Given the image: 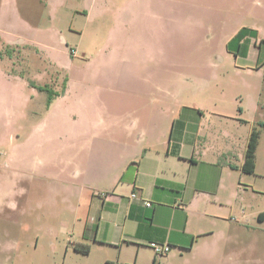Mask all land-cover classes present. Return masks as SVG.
Segmentation results:
<instances>
[{"label":"crops","instance_id":"0c3cea01","mask_svg":"<svg viewBox=\"0 0 264 264\" xmlns=\"http://www.w3.org/2000/svg\"><path fill=\"white\" fill-rule=\"evenodd\" d=\"M175 2L146 0L142 3L152 7L148 9L151 12L153 6H156L159 13L158 28L153 34L155 39L151 36L152 52H146L151 55L150 60L156 69L140 81L145 92L141 90L130 96V101L123 109L111 110L107 94H121L120 87H124V82L125 86L128 85L129 81L124 79L127 74L121 72V66L122 63L128 64L131 52L129 46H109L98 53V58H87L84 61V67L93 64L96 68L91 81L95 95L91 101L92 124L89 131L82 132L71 142L78 147L92 142L93 149L97 150L99 182L92 185L99 190L91 199L83 239H92L98 248L105 251L108 255L106 257H117L113 261L119 264L125 263L122 262L125 257H133V264H143L142 257H152L149 264H153L155 259L159 264H208L207 260L198 262L196 258L261 257L260 251L264 246V211L254 206L255 201L259 203L262 199L260 196H264V190L257 188L261 187L257 180L262 178L258 164L260 140L255 173H246L243 166L254 124L261 126L264 121L253 122L242 117L246 118V113L252 111L264 113V105L260 97L250 98L247 106L243 100V106L236 107V110L234 108L235 112L240 113L237 114L227 113L224 110L226 106L219 105L215 99L208 108H196L195 104L192 105L182 97L181 87L198 80L194 73L182 71L180 59H175V55L180 52L181 32L176 30L178 20L169 12L177 8L182 13L192 10V5L182 9L179 7L180 2L177 3L178 7ZM130 4L133 2L130 1ZM126 5L121 10L131 12ZM210 7L213 6H207V11H211ZM216 12L213 14H217L218 21L214 20V23L209 18L211 23L207 35L213 39L224 37L226 41L233 38L240 31L239 24L232 27L227 16ZM84 15L91 23L95 22L92 9H86ZM20 19L18 0H2L0 39L8 46L24 47L28 44L21 36H14L20 32ZM33 30L40 33L38 29ZM255 31L259 37L263 35L252 29L239 40L234 49L239 60L259 68L264 45L261 39L257 41L253 37L252 32ZM196 33L186 31L190 38H194ZM126 38L131 37L127 35ZM203 39L199 45L201 49L210 48L213 39L207 43ZM63 43L66 41L63 40ZM29 44L32 47L31 42ZM227 44L226 50L229 52ZM34 45L39 46L36 43ZM52 45H48L47 49L56 51V44ZM174 46L177 53H173ZM37 52L44 53L50 65L62 71L73 66L75 60L80 58L77 48L71 50L70 58L64 62L58 59L53 61L42 50L37 49ZM85 56L83 53L82 57ZM98 59L99 62L95 63ZM10 70L5 60H0V132L2 128L11 126L16 117L15 107L10 104L14 103L13 99L27 98L19 97L18 94L7 97L5 85L14 87L15 84L23 83L25 88L31 87L46 94L38 88H48L59 96L57 99L54 96L52 103L48 104L47 115L34 125L28 139L22 141L20 136L11 135L13 152H0V163L5 158V166L10 171L5 178L0 173V210L23 215L27 210H34L32 206L27 208L28 199L22 200L31 191V186L30 189L25 186L27 183L37 185L41 182L51 188L61 183L59 185L66 193L71 190L80 195L85 192V186L83 183L69 186L63 179L66 173H62L61 177L53 175L43 161L44 168L34 167L33 171L27 169L24 163L27 157L22 160V154L18 153L24 151L23 155H32L35 161L37 157L41 160L49 153L54 141L47 134L49 117L52 110L68 97L71 78H66L63 94L58 95L48 85H37L36 80L25 81ZM207 115L212 120L204 122ZM56 140L66 145L70 143L68 137ZM105 145L108 152L105 151ZM102 152L107 155L103 153L101 159ZM3 184L12 187L9 193L5 192ZM101 193H106V197H101ZM133 194L138 195V198H132ZM12 196L17 201L11 209L5 206V197ZM95 198L101 204L96 205ZM144 200L150 201L153 206L146 207ZM88 229L89 232H86ZM151 243L168 244L171 251L157 258L150 247ZM194 260L196 262L192 263Z\"/></svg>","mask_w":264,"mask_h":264},{"label":"rangeland","instance_id":"374dc122","mask_svg":"<svg viewBox=\"0 0 264 264\" xmlns=\"http://www.w3.org/2000/svg\"><path fill=\"white\" fill-rule=\"evenodd\" d=\"M130 1L133 4H130ZM145 1L18 0L21 29L14 36L15 38H18V35L21 36L28 44L24 47H12L0 39V60H5L12 74L25 81L36 80L37 85H48L50 89L58 92V95L63 94L67 77L71 78L72 82L68 97L60 103V106L52 110L49 117L47 134L52 140L54 139L49 153L41 160L37 155L36 161L32 155H23L24 151L18 153L22 154V160L25 156L27 157L24 161L27 169L33 171L34 167L43 166L44 168L43 162H46L50 173L59 177L62 173H66L63 179L68 182V185L75 186L77 183H83L85 192L82 195L71 190L66 193L65 189L59 185L61 183L52 188L41 182L37 185L25 184L28 188L31 186V191L29 197L25 196L22 200L28 199L27 208L32 206L34 210L32 212L27 210V213L23 215L0 210V264H106L107 261L117 258L106 257L108 255L105 251L98 248L92 239H83L91 199L99 190L92 185L99 182L97 174L99 157L97 150L92 147V142L78 147L73 145L71 140L82 132L89 131L92 124L91 101L95 95L94 84L91 81L96 68L93 64L84 67V61L87 58H98V53L109 46H129L130 59L128 64L122 63L121 66L123 68L121 72L127 74L124 79L129 82L127 86L124 82V87H120L121 94L116 96L107 94L111 110L123 109L125 105L127 106L130 96L145 89L140 85V81L155 71V64L150 60L151 55L146 52H152L151 36L155 39L153 34L158 28L159 13L156 6H153L152 12L148 11L152 7L142 4ZM173 1H176V7L180 2L179 7L182 9L186 5H192V10L184 13L179 8L169 12L175 15L178 20L176 30L181 32L180 52L175 55V59H180L182 71L194 73L198 80L189 86L181 87L182 97L190 101L192 105L195 104L196 108H208L213 99L218 100L219 105L227 107L224 109L228 111L227 113L235 112L236 107L239 108L244 104L247 106L249 99L254 97H260L261 104L264 105V51L259 62L260 67L257 68L239 60L234 49L238 40L252 29L263 34L255 39L257 41L261 39L264 45V0ZM1 2L2 0L0 4ZM92 2H94L93 5ZM125 4L131 12L121 10ZM209 5H212L215 10L210 7L211 11H207ZM86 9H92L95 22L91 23L84 15ZM216 11L227 16L232 27L239 24L240 31L227 41L224 37L213 39L209 34L207 35L208 26L211 23L209 18L211 17L213 22L217 20ZM213 12L216 13L213 14ZM7 18H9L8 15ZM33 29L40 30V33H35ZM190 30L197 32L193 35L194 38L187 36L186 31ZM35 35L37 36L34 37ZM127 35L131 38L127 39ZM249 36L252 37V35ZM202 37L206 43L213 39L210 48L201 49L199 45ZM63 40L66 43H63ZM30 42L32 47L28 46ZM227 42L229 52L226 50ZM35 43L39 46H35ZM53 43L56 44V51L48 50V45L52 47ZM76 48L80 52V58L65 71L56 69L57 66L52 67L44 53L37 52V49L42 50L53 61L58 59L64 62L70 58L71 50ZM174 52L177 53L176 46H174ZM83 53L86 55L85 58L82 57ZM97 62L99 59L95 63ZM15 85L14 87L5 85L7 97L11 98L18 94L19 97L27 98L26 100L13 99L14 103L8 102L15 107L16 117L11 126L2 128L0 132V152L2 153L13 152L11 135L20 136L22 141L28 139L34 125L41 122L42 118L44 119L49 108L48 94L40 93L31 87L25 88L23 83ZM235 113L240 114L238 111ZM245 117L242 118L253 122L264 121L263 112L252 111L246 113ZM211 120V116L207 115L204 122ZM253 128L261 131L258 164L262 178L257 180L261 184V187L257 188L263 191L264 129L257 124H254ZM60 137H68L70 143L68 142L67 145L64 142L60 143L56 140ZM105 151H109L107 145H105ZM4 159L0 163V173L5 178L10 171L5 166ZM100 185L103 187L102 184ZM11 189L10 185H4L6 193H9ZM260 197L262 199L259 203L255 201L254 206L264 211V196ZM95 199L96 205L101 204L99 199ZM16 201L14 196L5 197V206L11 208ZM86 232H89V229ZM78 245H91L90 252L77 251L75 247ZM260 254L261 257H197L196 261L205 259L208 264H264V246ZM151 258L142 257V263L149 264ZM132 259L133 257H125L122 262L133 264ZM114 263L119 264L116 261Z\"/></svg>","mask_w":264,"mask_h":264},{"label":"trees","instance_id":"16d2710c","mask_svg":"<svg viewBox=\"0 0 264 264\" xmlns=\"http://www.w3.org/2000/svg\"><path fill=\"white\" fill-rule=\"evenodd\" d=\"M243 34H244V32H243ZM252 34L254 35L255 38L258 37V32L255 31V32H252ZM244 35H246V34H244ZM262 44H263V42H262ZM38 90L41 92H47L48 93V97H49L48 98V104L50 105L54 99V96H56V94L53 93L48 88L40 87V88H38ZM261 126L263 127L264 124H262ZM260 134H261L260 131L255 128L251 133L250 140H249V143L247 146V150H246V154H245V164L243 166V170L249 174H254L255 170H256V152H257L258 145H259ZM75 249L77 251H80L83 253H89L90 252V246L89 245H78L75 247ZM106 264H115V263L114 262H107ZM153 264H159V263L155 259L153 261Z\"/></svg>","mask_w":264,"mask_h":264},{"label":"built area","instance_id":"2783aa9c","mask_svg":"<svg viewBox=\"0 0 264 264\" xmlns=\"http://www.w3.org/2000/svg\"><path fill=\"white\" fill-rule=\"evenodd\" d=\"M101 197H106V193H101ZM132 198L137 199L138 195L133 194ZM144 205L148 208H151L153 205L150 201L144 200L143 201ZM150 247L153 249L155 255L157 258H161L163 256L168 255V253L171 251V246L168 244H158V243H151Z\"/></svg>","mask_w":264,"mask_h":264}]
</instances>
